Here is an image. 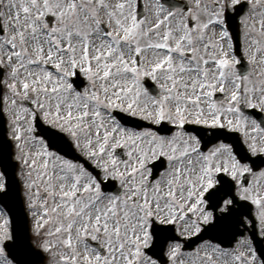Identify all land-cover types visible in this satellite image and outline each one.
<instances>
[{"label":"snow or ice","instance_id":"6c2138e0","mask_svg":"<svg viewBox=\"0 0 264 264\" xmlns=\"http://www.w3.org/2000/svg\"><path fill=\"white\" fill-rule=\"evenodd\" d=\"M241 2L207 0L202 3V0H195L194 7L198 12L194 14L188 8V14L184 15L180 8L173 10L166 6L164 0H151L148 11L153 13L154 22L146 17L138 18L136 0H21L18 5H11L18 9L12 18L16 23L11 25L16 34L0 45V48L10 45L12 49L4 52L8 57L7 64L0 58V68H11L9 75L13 82L7 87L12 93V106H16V98L35 105L31 111L21 107L15 114L12 139L17 142V148H21L20 120L28 121L26 131L31 134L35 131L32 121L39 118L53 130L51 136L66 134L100 170L92 175L83 166L58 155L57 151H49L53 145L45 144L44 139L39 140L41 151L33 156L24 153L17 157L22 160L21 166L28 169L25 175L31 178L35 172L44 185L45 195L40 205L43 212H33L34 217H39L37 234L51 222L52 215L58 221L62 215L67 221L66 226L60 222L54 231L46 233L47 237L67 234L59 241L69 252L67 255L61 253L62 264H81L73 243V229L77 243L84 244L83 264H156L144 251L152 241V229L156 224H172L178 215L183 219L185 210L194 215L198 213L197 219L203 217L207 223L211 213H206L202 206L206 200L215 197L213 190L221 183V173L237 182L240 200L256 205L264 234V194L259 190L254 193L250 187L240 184V178L251 173L252 168L237 158L229 144L219 143L204 152L197 137L184 131L186 123L236 131L243 127L240 105L264 111V72L259 73L256 82L250 75L238 74L236 65L240 61L230 57L220 43L229 35L223 27L218 41L205 40L206 31L226 24L228 10H235ZM247 2L251 4L252 0ZM256 3L259 4L260 0ZM21 12L24 24L17 27ZM177 14L180 21L172 27L171 21ZM48 17L54 18L55 24L49 23ZM261 23L264 28V21ZM26 32L36 41L35 59L29 56L27 47L16 50L17 36L20 45H24ZM38 34L45 37L46 52ZM198 45L203 46L205 53L209 48L214 50L212 68L200 66V61L208 65L209 60L199 55ZM228 48H231L230 43ZM185 51L192 53L187 66ZM149 52L155 57L154 61L148 60ZM13 57L19 66L12 63ZM176 59L180 61L178 65L174 63ZM255 62L253 54L249 63ZM49 63L56 70L55 79L51 72L42 68ZM143 63L151 64L150 70H145ZM259 63L264 65V58ZM29 65L40 71H29L24 79H18L20 69L27 71ZM77 68L89 82L91 91L86 87L81 93L78 85L74 87L75 82H69V77L77 75ZM158 71L163 78L159 84L161 94L150 96L141 86V80L147 76L158 80ZM185 74L188 80L183 79ZM97 81L100 82L99 90L96 89ZM217 90L229 93L227 101H221L219 105L212 99ZM141 96L144 97L143 103ZM5 99L7 101V97ZM113 108L131 116L139 115L142 120L155 125H163L166 121L178 130L163 129L171 134L162 135L161 129L130 130L114 121L109 128L105 126L101 109L110 114ZM21 112L25 114L23 117ZM230 116H235V120ZM252 124V130L259 132L260 127L255 121ZM92 129L96 147H93ZM245 142L253 156L264 154V134L260 135L259 144L255 136ZM116 149H124L127 159H118ZM38 157L47 158L40 166L42 170H38ZM164 161L167 167L159 179H153L156 164L163 167ZM260 174L264 176V172ZM109 178L120 182L124 190L122 194L113 196L102 191V182ZM54 180L57 183H53ZM26 186L30 190L28 207L35 209L31 189L37 188L35 196L39 198V184L30 180ZM4 188L5 184L0 182V191ZM49 199L55 201V206H49ZM232 203L231 199L224 200L221 211ZM7 225V219L0 223V244L12 239ZM195 231L199 232L200 228L196 226ZM88 240L96 242L99 250ZM53 246L47 239L40 243L46 252H50ZM175 251L173 249V254ZM3 254L4 249L0 248V256ZM236 258L242 259L243 253ZM248 264H255L254 253Z\"/></svg>","mask_w":264,"mask_h":264},{"label":"rangeland","instance_id":"374dc122","mask_svg":"<svg viewBox=\"0 0 264 264\" xmlns=\"http://www.w3.org/2000/svg\"><path fill=\"white\" fill-rule=\"evenodd\" d=\"M188 1L191 4V9H192L193 13L194 14L197 13L198 10L195 9V7H194L195 0H188ZM252 1L256 2V0H252ZM0 2L2 4L3 19L5 21V24H6V22L8 23L6 34L2 38H0V45H3L4 41L6 39L10 38L9 35L14 36L16 34V30L13 27H11L9 24H15L16 23L15 20L12 18L15 16L18 9L11 7V5L12 4L18 5L21 2V0H0ZM113 2H114V0H113ZM143 2L145 5V17L147 18L148 21L154 22L155 18H154L153 13L148 11V5L151 2V0H143ZM205 2H207V0H202V3H205ZM256 6H257L256 8L254 7L250 11V13L247 14L246 16H244V18L242 19L243 51H244L245 55H247L246 57L248 60L253 54H255V61L257 63H255L256 67L252 68L254 71H252V73H251L254 75H255L254 72L259 70L261 67V64L259 63L260 60L262 58H264V52L262 55V53H261L262 51H257L258 48L259 49L262 48L261 50L264 51V28H262V23H261L262 21H264V0H260V3L259 4L256 3ZM184 15H186V14H184ZM20 17H21L20 22L17 25V27H21L24 24V14L22 12L20 13ZM180 18H181L180 15L177 14L176 18L171 21V26L175 27L176 24L180 21ZM53 24H55V20H54ZM221 27L224 28V25L223 26L210 27L206 31L205 40L210 41L212 43H215L216 41H218L219 40V32L221 30ZM21 30H23V29L21 28ZM25 35H26V44H24V45H20L19 37L17 36L16 42H17L18 47L16 50H20L21 47H27L29 56H31L33 59H35V53H34L33 49H34V45L36 44V41L31 38L30 33L26 32ZM38 38H39L40 44L43 45V47L45 48V52H46L48 45L44 44V39H45L44 35L38 34ZM93 39H95V37H93ZM253 40L256 41L255 44L252 43ZM97 43H99V41H97ZM184 43H186V42H184ZM220 43L224 47V49L227 51L228 44L230 43L229 35L225 41H221ZM198 47H199V55L204 56V58L208 59V60L212 59V53L214 51L213 49L209 48L208 52L205 53L202 45H198ZM5 51H9V52L12 51L11 46L10 45H4L3 48H0V58L3 59L5 64H7L8 63V57L6 55H4ZM215 51H216V54L218 55V49ZM186 52H189V51H185V53ZM173 55H174V57L178 56V54H173ZM147 57H148V60H151V61L155 60V57L153 56V54L151 52L147 53ZM139 59H141V58L139 57ZM179 62L180 61L178 59H176L174 61V63L177 65L179 64ZM190 62H191L190 59H187L185 57V61H184L185 65L187 66ZM12 63L19 66V62L16 61L15 57L12 58ZM200 66L202 68H212L211 64L203 65L202 61H200ZM262 66H264V65H262ZM142 67L145 70H150L151 64L143 63ZM42 68L48 72H51L53 75V79L56 78L57 73H56V70L52 66L51 63H49L48 65H42ZM10 71H11V68L8 67V75L6 76V80L4 82L5 96L3 99V110H4L5 116L7 118V129H8L7 134H8V137L13 142V158L18 162L17 177L21 183V192L23 195V201H24L25 208H26L28 216H29L31 239H32L33 243L37 247H39L41 250H43V248L40 247V243L44 239L49 240L51 242V244L54 245L50 252H46L43 250L48 256L47 257L48 260L44 264H62V262H60L61 261V253L63 252L65 255H67V254H69V252L67 249H65L59 243V241L61 239L66 238L67 234L61 233L59 235L47 237L46 233L48 230L54 231L55 227L59 226L60 222H63L64 225L66 226L67 221L63 219V216L61 215L59 218V221H58L57 217L55 215H52L51 222L48 224H45L44 227L42 229H40L39 235L37 234V219L39 217L38 216L34 217L33 212H36L38 214L43 212V209L40 207V205L43 203V196L45 195L44 185L37 178V175L35 172H33V175L31 178H29L25 175L27 173L28 169L21 166L22 160L17 159V157L23 156L24 153H28L29 156H33L36 152L41 151L42 146L39 144V140H40L39 138L35 137L33 135V133H31V134L27 133L26 129L29 125H28V121L26 119H21L19 122V126L21 128V135L23 137V139L20 141L22 147L17 148V146H16L17 142L12 139V136H13V132H12L13 123H12V121L15 119V114L17 112H19L21 107L28 108L30 111L32 109H30L27 106L26 101H22L20 98H16L17 99L16 106L15 107L12 106V104H11V100L13 98L12 93L9 91V89L7 87V84H10L13 82L12 78L9 75ZM29 71H40V69L36 68V66H34V65L27 66V71L24 68H21L20 72H19L18 79H24L27 76V72H29ZM254 75H250L251 80L254 78ZM157 76H158V80H154V81L159 87V84L163 82V78H162L159 71L157 72ZM149 77L152 78L151 76H149ZM32 78H34V77H32ZM32 78H30V79H32ZM188 78L189 77L187 74H185L183 77L184 80H188ZM68 80H69V78H68ZM141 86H142V84H141ZM17 87L19 90V84L17 85ZM86 87H89V90L91 91V88L89 86V82L87 83ZM99 88H100V82L97 81L96 89L99 90ZM84 90L81 93H83ZM159 90H160V87H159ZM180 90L182 91L183 89L181 88ZM160 94H161V92H160ZM6 97H7V101L5 99ZM101 99H103V93H101ZM143 100H144V97L141 96V103H143ZM28 102H31V101H28ZM33 106H34L33 108H35V105H33ZM124 106L126 107V104ZM101 113H102V117L104 119L105 126L110 128L112 126L113 121L116 124H118V122L111 116V113L109 114L108 110L101 109ZM20 114L22 117L25 115L22 112ZM137 116L140 117L139 115H137ZM119 126L122 127L121 125H119ZM32 127H33V124H32ZM122 128H124V127H122ZM125 129H128V128H125ZM130 130H132V129H130ZM91 132H92V139H93V147H96L94 129H92ZM102 136H103V129H101V137ZM30 137H35V139L30 140ZM104 158L107 159L106 154H105ZM44 159H47V158L46 157H38L37 158L38 170H42V168L40 166L42 165ZM57 163H59V162H57ZM121 168H123V165H121ZM51 170H52V162L50 161L49 162V172H51ZM30 180H35L37 182V184H39V191L41 193V196L38 198L35 196L37 188L33 187L31 189L32 199L35 200V202H36V208L31 209V210L28 207L29 202H30L29 201L30 190L26 186L27 183L30 182ZM0 182L4 183V179H3V176L1 173H0ZM53 183H57V182L54 180ZM48 204H49V206H55V201L49 199ZM198 216H199L198 213L194 215L193 213L187 212L186 210L183 213V217H184L183 219H180L179 215H178L174 221L177 225L178 232L185 235V236L193 235L196 232L195 227L199 226V223L201 221H203V217H199V219H197ZM5 219H7V221H8V217H7L6 213L0 207V223H3V221ZM45 219H47V217H45ZM193 221H196L195 225L193 224ZM40 222L43 223V220H41ZM7 229H8V233L10 235L9 221H8ZM72 235H73V243L76 244V251L81 258V264H83L82 258H83V255L85 254L84 244L83 243H77L75 229H73ZM173 249L176 250L174 254H173ZM167 253L171 259V264H234V262H232L230 259L218 258V256L215 255L214 252L210 251V249L205 245L201 246L198 250H196L190 254H187V253L182 254L179 251V249H177V247L175 245H173V246H170L168 248ZM147 257L150 259L149 256H147ZM52 258H54V259H52ZM222 259H224V260H222ZM6 262H7V264H12L10 262V260L8 258H6L5 254L3 256H0V264H6ZM245 264H248V263H245Z\"/></svg>","mask_w":264,"mask_h":264},{"label":"water","instance_id":"95a60500","mask_svg":"<svg viewBox=\"0 0 264 264\" xmlns=\"http://www.w3.org/2000/svg\"><path fill=\"white\" fill-rule=\"evenodd\" d=\"M164 2L168 4L170 7L183 5L182 1H176V0H164ZM242 11H243V7L237 6L235 14H230L227 12V17H228L227 25L232 31L236 43H237L236 18L237 15L238 16L241 15ZM145 84L148 87V89H150L151 92L157 95L156 89L151 82H149L146 79ZM117 116L123 123L131 126L140 127L142 125H147L141 121L139 122L137 119L122 115L120 113H117ZM37 126L38 129L41 131L42 136L47 139L48 143H51L53 145V147L51 148H55L56 150H58L59 152H61L62 154H64L69 158L79 159L78 155L71 148L70 143H68L64 138L60 137V135L58 134L56 135V137H53L50 135L52 130H49L47 127H43L40 124H38ZM193 130L196 133H202L200 132L201 129H193ZM4 133H5L4 120L2 119L0 114V154H1L0 166L2 168V171L6 175V191L0 193V203L5 207V209L7 210L10 216L11 230L13 237V242L5 243V248L8 251L9 255L12 254L15 258L19 259L25 250H27L28 248L30 250V245L28 243V237H29L28 225H27V218L25 216V212L19 195V186L14 176L15 163L11 162L10 160V155H11L10 144L7 140H5ZM58 141H62V142L58 143ZM119 154L121 155V152H119ZM86 166L89 169H91L95 174L98 173V171L91 168L88 164H86ZM162 168L163 167H161L159 163L156 164L154 168V177H156L158 171ZM102 190L114 191L117 194L120 193L114 181H108L103 183ZM165 240L166 239L161 240L160 232L156 231V237L153 246L148 248L146 252L162 260V247L164 245ZM38 260H41V258L39 257L34 261H38ZM33 263L34 262H32L31 264Z\"/></svg>","mask_w":264,"mask_h":264},{"label":"flooded vegetation","instance_id":"af4514ba","mask_svg":"<svg viewBox=\"0 0 264 264\" xmlns=\"http://www.w3.org/2000/svg\"><path fill=\"white\" fill-rule=\"evenodd\" d=\"M262 113L264 114V111H262ZM242 118H244V116H242ZM243 120L253 121V119H251V118H247V119H243ZM258 134H259V137H260L261 134H264V131H261ZM252 136H255V135L254 134H248L246 136L243 135L242 138H243L244 141H246V140H249L250 137H252ZM259 137H256L258 144H259ZM246 145H247V143H246ZM261 155L264 156V154H261ZM246 164H248L251 167L250 161H247ZM261 172H264V167L260 168L259 170L255 171V172L252 171L251 173H248L249 174V178H248L247 185H243L241 182H240V184L242 186H244V187H250L254 193L257 190H259L261 192V194H264V176H262L260 174ZM234 183H235V186H236L235 187L236 196H237V198H239L238 188H237V182L234 181ZM228 199H231V198H228ZM248 202L252 206V210H253V214H254V223H255L256 234L258 235V238H263L264 237V234H262L260 220H259L258 215H257V207H256V205H253L250 201H248ZM234 204L235 203L233 202L231 205H229L227 207L226 210H229L230 211L231 210L230 207H233ZM221 208H224L223 202H222V205H221V207L219 209V212H222L221 211ZM249 223L250 222H249L248 219H244V224L245 225H249ZM249 229H251V227ZM233 249H234V252L236 254H239V255L241 253L245 254L246 251L253 252V246H252V242L250 240L249 234H245L243 237L238 238L237 241L235 242V244L233 245L232 250Z\"/></svg>","mask_w":264,"mask_h":264}]
</instances>
